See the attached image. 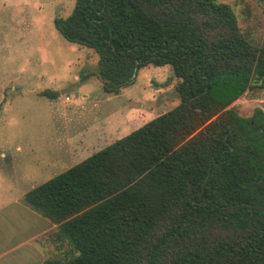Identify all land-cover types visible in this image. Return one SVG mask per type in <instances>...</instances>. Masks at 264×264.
Masks as SVG:
<instances>
[{
	"label": "trees",
	"instance_id": "trees-1",
	"mask_svg": "<svg viewBox=\"0 0 264 264\" xmlns=\"http://www.w3.org/2000/svg\"><path fill=\"white\" fill-rule=\"evenodd\" d=\"M54 25L103 91L168 64L180 101L24 193L73 251L41 264H264V110L229 107L264 86V40L217 0H75Z\"/></svg>",
	"mask_w": 264,
	"mask_h": 264
},
{
	"label": "rangeland",
	"instance_id": "rangeland-1",
	"mask_svg": "<svg viewBox=\"0 0 264 264\" xmlns=\"http://www.w3.org/2000/svg\"><path fill=\"white\" fill-rule=\"evenodd\" d=\"M217 1L230 5L240 30L260 46L264 0ZM74 2L0 0V245L19 244L9 264L73 254L68 242L56 241L58 224L24 202L27 190L180 101L179 78L168 64L142 67L118 93L103 91L96 52L66 40L54 25ZM229 107L241 115L264 110V86L247 89Z\"/></svg>",
	"mask_w": 264,
	"mask_h": 264
},
{
	"label": "crops",
	"instance_id": "crops-1",
	"mask_svg": "<svg viewBox=\"0 0 264 264\" xmlns=\"http://www.w3.org/2000/svg\"><path fill=\"white\" fill-rule=\"evenodd\" d=\"M18 247L19 244H11L10 242L0 245V264H9L8 260H11V258L17 254L16 251Z\"/></svg>",
	"mask_w": 264,
	"mask_h": 264
}]
</instances>
